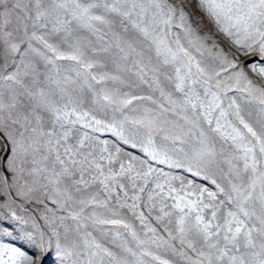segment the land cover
I'll return each mask as SVG.
<instances>
[{"label":"snow or ice","instance_id":"obj_1","mask_svg":"<svg viewBox=\"0 0 264 264\" xmlns=\"http://www.w3.org/2000/svg\"><path fill=\"white\" fill-rule=\"evenodd\" d=\"M0 264H264V0H0Z\"/></svg>","mask_w":264,"mask_h":264}]
</instances>
